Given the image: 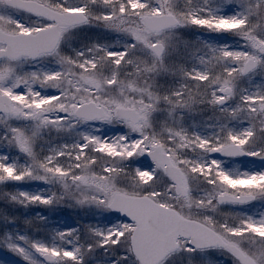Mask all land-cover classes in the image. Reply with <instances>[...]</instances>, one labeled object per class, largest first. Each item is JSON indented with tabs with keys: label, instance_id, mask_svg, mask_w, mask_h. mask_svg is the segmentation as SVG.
I'll return each instance as SVG.
<instances>
[{
	"label": "snow or ice",
	"instance_id": "snow-or-ice-1",
	"mask_svg": "<svg viewBox=\"0 0 264 264\" xmlns=\"http://www.w3.org/2000/svg\"><path fill=\"white\" fill-rule=\"evenodd\" d=\"M0 264H264V0H0Z\"/></svg>",
	"mask_w": 264,
	"mask_h": 264
}]
</instances>
